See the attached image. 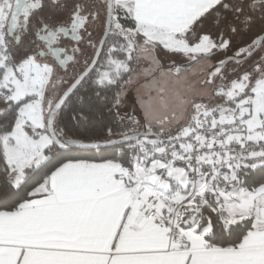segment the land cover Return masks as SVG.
I'll list each match as a JSON object with an SVG mask.
<instances>
[{
	"label": "snow or ice",
	"instance_id": "snow-or-ice-1",
	"mask_svg": "<svg viewBox=\"0 0 264 264\" xmlns=\"http://www.w3.org/2000/svg\"><path fill=\"white\" fill-rule=\"evenodd\" d=\"M0 264H264V0H0Z\"/></svg>",
	"mask_w": 264,
	"mask_h": 264
},
{
	"label": "rangeland",
	"instance_id": "rangeland-1",
	"mask_svg": "<svg viewBox=\"0 0 264 264\" xmlns=\"http://www.w3.org/2000/svg\"><path fill=\"white\" fill-rule=\"evenodd\" d=\"M136 92H137V89H132L131 91H130V93H129V97H130V99H132V98H134L135 97V95H136Z\"/></svg>",
	"mask_w": 264,
	"mask_h": 264
}]
</instances>
